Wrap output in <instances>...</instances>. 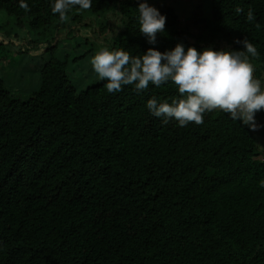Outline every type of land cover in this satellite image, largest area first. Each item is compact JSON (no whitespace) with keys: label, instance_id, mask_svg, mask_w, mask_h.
Listing matches in <instances>:
<instances>
[{"label":"trees","instance_id":"obj_1","mask_svg":"<svg viewBox=\"0 0 264 264\" xmlns=\"http://www.w3.org/2000/svg\"><path fill=\"white\" fill-rule=\"evenodd\" d=\"M208 1L204 27L194 29L160 6L165 30L153 45L138 31L140 0H92L63 20L51 0H26L28 10L0 0V27L35 34L18 53L42 45L48 53L33 76L21 68L23 82L35 83L25 95L0 80V264H264V158L255 137L264 127L252 131L219 110L200 124L164 123L146 101L177 98L173 85L109 93L101 81L77 92L66 60L54 56L59 39L73 37L87 51L133 56L178 42L243 50L246 39L264 87V0ZM6 44L0 37V64L12 55ZM256 120L264 125V110Z\"/></svg>","mask_w":264,"mask_h":264},{"label":"clouds","instance_id":"obj_2","mask_svg":"<svg viewBox=\"0 0 264 264\" xmlns=\"http://www.w3.org/2000/svg\"><path fill=\"white\" fill-rule=\"evenodd\" d=\"M91 6L92 0H51V12L59 14L61 20L73 8L87 10ZM20 7L28 10L26 0H20ZM136 10L138 31L149 44H156L157 34L165 30L166 16L148 0H140ZM247 18H254L251 12ZM238 43L243 50H198L178 42L165 51L149 47L139 56L102 47L90 64L98 78L106 81L109 93L129 85L137 93L147 90L150 84L157 88L173 85L179 94L177 98L169 102L152 97L146 101L150 114L164 123L175 121L180 127L190 122L200 124L205 113L219 110L255 131L264 127L256 120V113L264 110V87L253 77L249 62V56L256 55L257 50L246 39Z\"/></svg>","mask_w":264,"mask_h":264},{"label":"rangeland","instance_id":"obj_3","mask_svg":"<svg viewBox=\"0 0 264 264\" xmlns=\"http://www.w3.org/2000/svg\"><path fill=\"white\" fill-rule=\"evenodd\" d=\"M148 2L159 8L162 5H170L180 15V24L184 28L194 29L196 24L204 27L205 15L209 13V1L208 0H148ZM194 17L196 19H193ZM192 20H195L193 22ZM1 21V20H0ZM3 21V20H2ZM20 25H13L12 23H5L0 27V37L5 39L7 43L5 46L6 53L12 54L4 61V64H0V80L10 90L19 91L20 94L25 95L30 86L34 87L35 83L27 85L23 82L24 73L21 68H24L28 74L33 76L35 70L40 66L48 53L44 51V45L37 51L31 50L28 53L22 55L18 53V50L24 43H27L29 38L35 37V34L27 30L26 28H19ZM77 37H73L69 40L59 39L57 42L54 56L59 59L66 60V70L70 81L75 86L76 91L83 90L87 86L101 82L98 76L93 72L90 60L96 53L93 51H87L86 45L83 41L76 40ZM17 65L20 67L18 71ZM31 78L29 79V83ZM257 139L258 148L262 153L261 158H264V135L257 133L255 136Z\"/></svg>","mask_w":264,"mask_h":264}]
</instances>
